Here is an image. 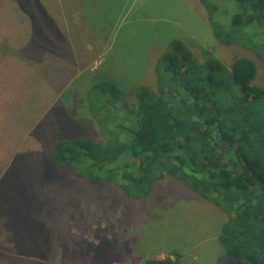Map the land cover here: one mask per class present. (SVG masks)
Returning <instances> with one entry per match:
<instances>
[{"label":"rangeland","instance_id":"rangeland-1","mask_svg":"<svg viewBox=\"0 0 264 264\" xmlns=\"http://www.w3.org/2000/svg\"><path fill=\"white\" fill-rule=\"evenodd\" d=\"M176 39L198 62L254 59L264 88L263 60L218 41L199 0H0V264H218L227 214L176 177L130 199L55 177L47 154L59 138L102 139L96 81L128 101L158 91L155 64Z\"/></svg>","mask_w":264,"mask_h":264},{"label":"trees","instance_id":"trees-1","mask_svg":"<svg viewBox=\"0 0 264 264\" xmlns=\"http://www.w3.org/2000/svg\"><path fill=\"white\" fill-rule=\"evenodd\" d=\"M199 1L218 41L264 62V0ZM155 71L158 91L141 86L133 101L96 81L88 102L102 139H57L47 153L52 172L118 185L130 199L172 175L227 214L218 264H264V88L253 82L256 62L239 56L230 69L215 57L198 62L176 39ZM142 264L178 263L149 257Z\"/></svg>","mask_w":264,"mask_h":264}]
</instances>
